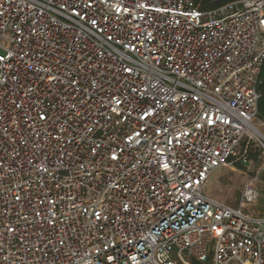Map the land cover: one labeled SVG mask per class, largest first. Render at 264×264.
Here are the masks:
<instances>
[{
    "label": "built area",
    "instance_id": "built-area-1",
    "mask_svg": "<svg viewBox=\"0 0 264 264\" xmlns=\"http://www.w3.org/2000/svg\"><path fill=\"white\" fill-rule=\"evenodd\" d=\"M264 0H0V264H264ZM264 168V166H263Z\"/></svg>",
    "mask_w": 264,
    "mask_h": 264
},
{
    "label": "rangeland",
    "instance_id": "rangeland-1",
    "mask_svg": "<svg viewBox=\"0 0 264 264\" xmlns=\"http://www.w3.org/2000/svg\"><path fill=\"white\" fill-rule=\"evenodd\" d=\"M255 127L264 135V120L257 118L255 120ZM244 138L253 142L252 150L256 148L260 149L256 160L246 163L242 162L244 166L238 165L241 160H232V162L227 163L225 166L216 169L205 184L203 194L228 206L237 207L242 186L251 177L258 174L255 186L259 191V199L255 204L244 206L243 210L252 215H264V180H262L264 174V152L256 138L251 136Z\"/></svg>",
    "mask_w": 264,
    "mask_h": 264
},
{
    "label": "trees",
    "instance_id": "trees-1",
    "mask_svg": "<svg viewBox=\"0 0 264 264\" xmlns=\"http://www.w3.org/2000/svg\"><path fill=\"white\" fill-rule=\"evenodd\" d=\"M234 1L238 0H192L193 4L202 12L217 9L225 4ZM256 91L258 93L257 118L260 120H264V62L258 74ZM253 145V142H250L247 138H243L237 149V155L231 157L228 160V163L232 162V160H241L238 165L244 166L242 162L246 163L256 160L257 156L259 155L260 149L256 148L258 150H252ZM262 180H264V174L262 176Z\"/></svg>",
    "mask_w": 264,
    "mask_h": 264
},
{
    "label": "bare ground",
    "instance_id": "bare-ground-1",
    "mask_svg": "<svg viewBox=\"0 0 264 264\" xmlns=\"http://www.w3.org/2000/svg\"><path fill=\"white\" fill-rule=\"evenodd\" d=\"M254 133L264 139V135L261 132L254 131Z\"/></svg>",
    "mask_w": 264,
    "mask_h": 264
}]
</instances>
